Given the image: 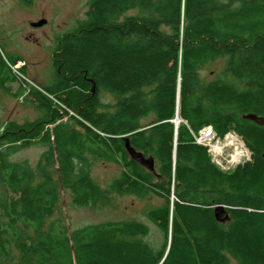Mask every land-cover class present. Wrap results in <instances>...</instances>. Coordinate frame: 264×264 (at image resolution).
<instances>
[{
    "label": "trees",
    "instance_id": "obj_1",
    "mask_svg": "<svg viewBox=\"0 0 264 264\" xmlns=\"http://www.w3.org/2000/svg\"><path fill=\"white\" fill-rule=\"evenodd\" d=\"M19 60L0 54L1 85L16 80L9 68ZM53 60L52 85L32 86L43 115L0 130V264H264V124L242 116L264 117V0H91ZM218 60L205 78L202 67ZM100 90L117 94L116 111ZM60 106L75 115L63 120ZM206 126L220 138L235 132L250 159L221 169L192 135ZM124 137L155 171L129 156ZM35 143L47 147L36 168L10 158ZM90 155L120 157L109 189L93 178ZM62 189L79 206L105 204L111 192L158 194L149 216L164 243L145 241L148 225L134 220L69 232L49 220ZM219 204L230 220L217 219Z\"/></svg>",
    "mask_w": 264,
    "mask_h": 264
},
{
    "label": "rangeland",
    "instance_id": "obj_2",
    "mask_svg": "<svg viewBox=\"0 0 264 264\" xmlns=\"http://www.w3.org/2000/svg\"><path fill=\"white\" fill-rule=\"evenodd\" d=\"M90 2L91 0H30L29 2L0 0V54L8 57L19 56L22 58L19 61L24 62L19 69V72L22 69L23 74L21 72L18 74L9 68L16 80L6 83L5 86L0 83V130L6 121L14 120L24 124L43 115L37 99L32 94V86L35 85L45 93L43 88L52 85L56 74L53 54L59 39L64 34L74 32L87 18ZM137 13H140L138 9L129 10L123 16ZM42 19L46 20L43 25H32L33 22ZM222 62L218 60L205 65L201 69V74L207 79L215 78L216 73L223 67ZM100 98L110 111L117 110L115 107L117 94L100 90ZM65 109L66 106L65 108L60 106V113L64 115L63 120L75 115L74 111ZM150 119V117L145 118L142 122L147 123ZM230 132L236 135L235 132ZM237 138L239 140L235 144L227 143L231 137L221 139L223 148L222 154L218 157L221 164H217L215 156L211 154L212 160L225 171H232L239 163L245 162L251 156L242 138L240 136ZM46 149L44 144L35 143L22 147L10 158L13 161H27L36 168ZM88 167L98 185L108 189L112 181L120 177L124 171L119 156L109 161L90 155ZM2 190L3 188L0 187V193L3 192ZM162 202V197L153 192L143 196L111 192L110 199L105 204L100 202L98 205L79 206L74 203L71 191L62 189L59 204L49 220L63 222L69 232L89 224L139 221L149 227V233L143 236V239L154 247H160L164 243V233L150 218L149 211ZM229 264H238V261L231 257Z\"/></svg>",
    "mask_w": 264,
    "mask_h": 264
},
{
    "label": "water",
    "instance_id": "obj_3",
    "mask_svg": "<svg viewBox=\"0 0 264 264\" xmlns=\"http://www.w3.org/2000/svg\"><path fill=\"white\" fill-rule=\"evenodd\" d=\"M45 22H46V20L42 19L40 21L33 22L32 25L33 26H41ZM242 116H243V118L255 121L259 124H264V117L259 116L255 113H247V114H244ZM180 121H182V119L179 117V112L177 111L176 117L173 119V122L175 123V146H176L177 128H178ZM124 144H125V148L129 154V156L132 159L137 160L141 165L145 166L150 171H155V159L152 156L147 157V156H145V154L143 152L136 150L132 146L128 137H124ZM263 157H264V153H263ZM214 211H215V215L219 221L226 222V221L230 220L229 212L227 211V209L225 208L224 205H221V204L216 205Z\"/></svg>",
    "mask_w": 264,
    "mask_h": 264
},
{
    "label": "built area",
    "instance_id": "obj_4",
    "mask_svg": "<svg viewBox=\"0 0 264 264\" xmlns=\"http://www.w3.org/2000/svg\"><path fill=\"white\" fill-rule=\"evenodd\" d=\"M24 64L23 61H18L16 64H13L11 66V68L15 71V72H18V74L20 73L19 72V69L21 68V66ZM192 132V135L195 139V142L199 143V144H202V145H205L208 147V151L215 156V161L217 162V164H221L219 161H221L218 157L219 155L222 154V151L221 150H218L215 148V146H222L223 143H221V139L220 137H218L216 135V132L214 131L213 127L212 126H206L202 129H200L199 131L195 132V131H191ZM235 136L236 139H235V143L236 141H238L239 139L237 138V134L236 135H233L231 132L227 133L225 136H224V139H227L228 137H233ZM227 143H229V140H227ZM232 144V143H230ZM223 147V146H222ZM250 159L247 158L246 160ZM245 160V161H246Z\"/></svg>",
    "mask_w": 264,
    "mask_h": 264
},
{
    "label": "bare ground",
    "instance_id": "obj_5",
    "mask_svg": "<svg viewBox=\"0 0 264 264\" xmlns=\"http://www.w3.org/2000/svg\"><path fill=\"white\" fill-rule=\"evenodd\" d=\"M235 139H236V137L233 136L231 138V140H229V143L235 144ZM215 148L218 150H222L223 147L222 146H215Z\"/></svg>",
    "mask_w": 264,
    "mask_h": 264
}]
</instances>
